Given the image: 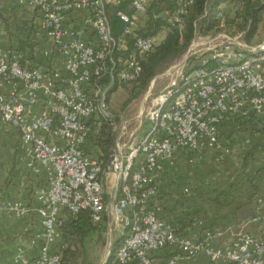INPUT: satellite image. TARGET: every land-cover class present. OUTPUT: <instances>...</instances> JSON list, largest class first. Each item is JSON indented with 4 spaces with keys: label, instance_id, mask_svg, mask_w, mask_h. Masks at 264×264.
<instances>
[{
    "label": "built area",
    "instance_id": "obj_1",
    "mask_svg": "<svg viewBox=\"0 0 264 264\" xmlns=\"http://www.w3.org/2000/svg\"><path fill=\"white\" fill-rule=\"evenodd\" d=\"M164 1L172 7L161 15L182 32L195 0ZM29 2L42 15L44 31L66 59L67 73L49 76L39 68L24 69L16 60L0 62V83L11 87L7 94L0 93V114L50 176L37 192L39 205L32 210L0 205V213L22 215L31 210L41 218L43 229L35 236L40 254L23 264H62L65 245L59 227L65 210L74 215L88 210L95 224L107 217L110 226L129 229L116 264H161L154 254L166 249L174 255L165 264L201 254L223 264H264V240L246 232L223 247L214 245L211 233L200 241L189 240L160 216L157 204L165 165L174 166L181 154L208 151L218 153V160L229 158L232 150L222 142L227 123L254 119L264 124V40L249 43L245 31L231 34L222 29L203 35L196 30L182 63L172 68L176 77L152 103L150 129L132 142L133 135L125 138L126 126L117 125L116 143L105 164L85 152L93 133L91 121L112 117L110 90L137 81L143 57L160 43L157 37L135 34L154 0ZM123 5L132 13L117 11L124 31L116 37L108 8ZM81 10L89 14L86 26L66 28L71 15ZM86 31L94 40L86 39ZM130 36L133 50H129ZM18 87L24 88L25 98ZM41 96L45 109L34 114ZM111 174L118 190L110 206L105 190ZM250 221L264 225V215L257 213Z\"/></svg>",
    "mask_w": 264,
    "mask_h": 264
},
{
    "label": "crops",
    "instance_id": "obj_2",
    "mask_svg": "<svg viewBox=\"0 0 264 264\" xmlns=\"http://www.w3.org/2000/svg\"><path fill=\"white\" fill-rule=\"evenodd\" d=\"M88 17L87 11H76L66 28H84ZM166 36L164 29L157 38L162 41ZM85 37L94 40L90 31ZM1 60H16L24 69L39 68L49 76L67 73L66 59L57 52L43 29L42 15L29 0H0ZM0 84V93L11 91V87ZM17 92L26 97L23 87H18ZM40 98L34 114L45 109L44 98ZM230 123L225 125L222 138L232 150L229 158L218 160L214 151L181 154L174 166L165 165L158 183L160 216L175 224L181 236L189 240L200 241L211 233L218 247L227 245L241 232L264 240V225L250 221L257 213L264 215V124L247 122L238 132L237 123ZM89 156L97 159L96 150L92 149ZM49 177V170L34 162L19 132L0 114V205L32 210L39 205L37 192L48 184ZM110 182L115 185L112 192L108 191ZM117 190L116 176L111 174L105 190L110 206ZM30 211L22 215L15 211L0 213V264H23L24 259L39 256L41 244L35 236L43 229L42 221ZM104 221L107 223L108 218ZM168 251L154 254V258L165 264L174 255ZM178 264L223 263L201 254L197 258L183 256Z\"/></svg>",
    "mask_w": 264,
    "mask_h": 264
},
{
    "label": "trees",
    "instance_id": "obj_3",
    "mask_svg": "<svg viewBox=\"0 0 264 264\" xmlns=\"http://www.w3.org/2000/svg\"><path fill=\"white\" fill-rule=\"evenodd\" d=\"M171 7L170 2L154 0L145 16L144 27L139 28L135 32V34L142 37H157L161 31L166 29L167 36L164 40L160 41L152 53L143 57L141 62L143 72L141 77L132 83L133 97L131 99L136 96L137 91L141 93L146 90L155 77L187 52L196 30H199L203 35H208L222 30L230 22L241 19V23L237 24L239 31L246 32L245 39L249 43H257L254 39L257 37L264 23V1L195 0L191 11L185 19L184 30L180 32L177 28H172L167 22L166 17L161 15L164 9H171ZM108 10L113 34L119 37L123 34L124 24L117 17V11L132 12L128 8V5L109 7ZM231 12H234L237 20H230L229 14ZM132 38L133 36L128 38L129 50L134 49ZM19 61L21 64L25 63L22 59ZM106 83L107 79L103 84L104 87L107 85ZM119 87V85L114 86L110 90L109 97L110 94L117 92ZM251 121H254V119L249 122ZM117 123L118 119L113 116L110 118L99 116L92 119L93 133L85 146V152L90 155L92 149L96 150L97 158L106 164L109 161L111 151L116 143ZM236 123L237 126L243 127L242 125L247 122L238 120ZM128 213L131 214V210ZM103 224H105L104 220L101 224H95L92 213L88 210L77 215L65 210L63 212L62 224L59 227L61 241L65 245L62 264H85L86 251L82 252L80 246H85L87 239L96 233L97 229L101 228L100 226ZM128 234L129 229H125L123 234L118 236L113 242L111 253L106 264H116L117 253L126 237H128ZM165 251H168L171 255L170 249H166Z\"/></svg>",
    "mask_w": 264,
    "mask_h": 264
},
{
    "label": "rangeland",
    "instance_id": "obj_4",
    "mask_svg": "<svg viewBox=\"0 0 264 264\" xmlns=\"http://www.w3.org/2000/svg\"><path fill=\"white\" fill-rule=\"evenodd\" d=\"M264 1V0H256ZM230 20H237L234 12L229 14ZM145 17L143 23L140 24V29L144 27ZM241 19L230 22L222 29L231 34L239 32L237 24L241 23ZM256 42L264 40V23L254 39ZM157 41H160L158 38ZM185 54L174 61L170 67L161 72L150 83L149 87L139 93L137 91L136 96L133 97V85L126 84L118 88L117 92L110 94L109 97V112L113 117L118 119V126H126L125 138L129 139L133 135L132 142L138 141L147 129H150V123L148 120V113L152 108L153 101L160 96L170 86L171 81L176 77V73L172 68L182 63ZM131 99V100H130ZM114 182H110L108 191L112 192L114 189ZM98 228L96 233L92 234L86 241L85 246H80V250L86 251L87 255L84 262L85 264H105L108 261L112 244L122 235L124 230L122 227H112L108 223H105ZM81 252V253H82Z\"/></svg>",
    "mask_w": 264,
    "mask_h": 264
},
{
    "label": "water",
    "instance_id": "obj_5",
    "mask_svg": "<svg viewBox=\"0 0 264 264\" xmlns=\"http://www.w3.org/2000/svg\"><path fill=\"white\" fill-rule=\"evenodd\" d=\"M110 253H111V252H110ZM106 263H107V262H106ZM106 263H105V264H106Z\"/></svg>",
    "mask_w": 264,
    "mask_h": 264
}]
</instances>
